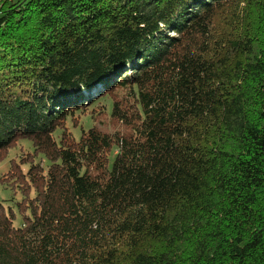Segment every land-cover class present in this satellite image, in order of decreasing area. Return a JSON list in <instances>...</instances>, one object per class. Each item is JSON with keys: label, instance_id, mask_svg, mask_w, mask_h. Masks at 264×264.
<instances>
[{"label": "trees", "instance_id": "obj_1", "mask_svg": "<svg viewBox=\"0 0 264 264\" xmlns=\"http://www.w3.org/2000/svg\"><path fill=\"white\" fill-rule=\"evenodd\" d=\"M19 139L0 264H264V0H0Z\"/></svg>", "mask_w": 264, "mask_h": 264}, {"label": "rangeland", "instance_id": "obj_2", "mask_svg": "<svg viewBox=\"0 0 264 264\" xmlns=\"http://www.w3.org/2000/svg\"><path fill=\"white\" fill-rule=\"evenodd\" d=\"M97 99V98H96ZM96 104V110L93 112L94 114L102 111V106L105 104L108 105L111 101L108 98L103 97ZM105 110V107H103ZM85 113L80 114V116L73 118V123L77 127L84 120L89 119L90 114L86 115ZM103 123L108 124L107 118L102 116ZM85 122V121H84ZM112 127L108 130H113V128H117L114 123H111ZM70 126V125H68ZM77 138L80 137L78 131L76 132ZM33 164H41L45 170L47 160L42 154L35 153L33 144L28 139H19L15 143L13 147L8 148L2 155H0V211L5 213H9L12 211L15 214L14 224L16 226L22 225L23 217L19 211V203L23 202V200L27 197L33 199L35 197V190L31 188L29 191H24V188H27L29 185L20 179L18 175L21 173H27L29 168ZM11 170H17V178L10 177L8 173ZM22 186V187H21Z\"/></svg>", "mask_w": 264, "mask_h": 264}]
</instances>
